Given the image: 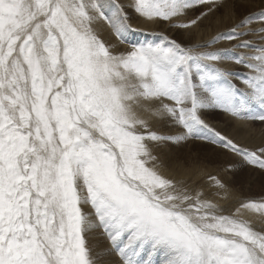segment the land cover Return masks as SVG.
<instances>
[{"label":"snow or ice","instance_id":"1","mask_svg":"<svg viewBox=\"0 0 264 264\" xmlns=\"http://www.w3.org/2000/svg\"><path fill=\"white\" fill-rule=\"evenodd\" d=\"M237 4L248 8L251 0H133L131 7L146 20L190 29ZM196 7L205 10L180 20ZM98 20L131 50L106 44L93 27ZM130 20L118 0H0V264H104L111 252L122 264H153L159 253V264H264V233L239 215L264 217V200L226 214L209 193L166 177L158 155L166 143L196 138L264 169V147L249 150L203 118L218 109L264 123V0L188 46L162 34L132 41L142 30ZM250 34L261 43L245 39ZM221 40L236 43L211 47ZM225 60L249 72L219 67ZM156 119L180 131H155ZM209 180L217 195L227 194L221 180ZM96 228L109 247L94 253L88 236ZM145 250L149 259L141 260Z\"/></svg>","mask_w":264,"mask_h":264},{"label":"bare ground","instance_id":"2","mask_svg":"<svg viewBox=\"0 0 264 264\" xmlns=\"http://www.w3.org/2000/svg\"><path fill=\"white\" fill-rule=\"evenodd\" d=\"M118 2L125 6L126 11L131 16L130 23L134 28L141 29L142 31L130 34L132 41H151L159 40L160 35L174 39L182 45L188 46L197 42H204L210 37L214 36L217 32H221L233 25L236 20L246 14L248 11L255 10L259 6L261 0H251L248 8L236 5V10L230 15L221 9L217 12L210 14L206 19H203L197 26L190 29H183L171 26L170 22L162 20L149 21L139 16L134 12L131 5L133 0H118ZM196 8L187 11L186 15L181 17L182 22H187L195 18L199 14L191 15V12ZM202 12V11H201ZM223 17V18H222ZM259 22L256 21L252 25L258 26ZM93 27L99 36L106 42V44L115 45V52H126L131 50V44L127 42H119L115 33L110 25L104 20L94 22ZM259 34H250L245 39L254 40L255 43H261L255 39ZM236 41L221 40L217 44L212 45L213 48H231ZM236 52H252L253 49H235ZM219 67L231 69L233 72H249L245 66L236 64L233 60H225L218 63ZM236 81H241L238 77H233ZM240 88H244V84H239ZM205 121L214 127L222 135H226L234 139L241 146L248 148L252 151H258L264 147V123L257 124L256 121L241 122L237 118L226 113H217L215 110H207L203 114ZM152 129L161 133H175L180 131L179 128L174 127L170 121L156 119L150 122ZM243 125V127H242ZM262 126V127H256ZM208 145L210 150L203 153L200 149L196 150V145ZM180 145V146H177ZM211 150L215 151L219 156L214 158L205 159L203 155H210ZM212 151V152H213ZM163 166L161 172L169 178L175 180H182L194 187L197 190H203L210 195L208 198L213 199L214 202L221 205L226 209V214L235 213L236 209L240 207L242 202L247 200H264V193L255 194L259 190L258 185L264 179V169L258 166L247 163L239 155L224 149L218 144H212L209 141L189 138L181 143H166L158 149ZM258 167V168H257ZM247 170L244 172V170ZM216 177L221 180L227 189V194L221 190L219 195L216 194L217 190L213 187L212 181L209 177ZM237 183L243 185L252 183L251 189L245 190L243 185L237 187ZM253 190H256L252 193ZM249 191V192H247ZM86 211H91V208L86 206ZM239 215L244 219L250 220L256 231L264 233V217L252 213L250 211L241 209ZM89 245L92 247L93 252L100 249L108 248V240L102 234L99 228L94 229L88 236ZM104 264H122L121 258L116 252L105 254L103 257ZM147 260V258H145Z\"/></svg>","mask_w":264,"mask_h":264},{"label":"rangeland","instance_id":"3","mask_svg":"<svg viewBox=\"0 0 264 264\" xmlns=\"http://www.w3.org/2000/svg\"><path fill=\"white\" fill-rule=\"evenodd\" d=\"M205 9L204 8H202V7H198L197 9H195V10H193L192 12H191V15L193 16V15H195V14H199V13H201V11H204ZM249 38V37H248ZM236 73H239V74H241V75H244V73L243 72H236ZM233 82L239 87V84H241V81H236L235 82V80L233 79ZM215 111H217V113H220V112H223V113H226V114H228V115H230L229 113H227V112H224L223 110H215ZM232 116V115H231ZM257 122V124H259V123H261V122H259V121H256ZM259 122V123H258ZM260 125V124H259ZM256 127H262V126H256ZM177 146H180V145H177ZM195 149L196 150H198V149H200V151H202L203 153H207L209 150H210V148H209V146L208 145H204V144H202V145H196L195 146ZM213 150H211V152H210V155L208 156V155H203V156H201V157H204L205 159H208L209 157L210 158H214V157H218L219 155L215 152V151H213ZM258 168V167H257ZM245 171H247L246 169L244 170V172ZM239 185L240 186H242L243 184L242 183H237V187H239ZM252 186L254 187V189H255V186L256 185H253L252 183H247V184H245V185H243V188L245 189V190H247V189H251L252 190ZM257 188H259L258 190V192L257 193H255V194H260V193H264V179H262V181H261V183L258 185V187ZM254 191H256V190H253L252 191V193L254 192ZM247 192H249V191H247ZM162 256H163V253H159V254H156V255H153L152 256V260H153V264H159V261L162 259ZM145 258H147V260L149 259V257H148V253H147V250H145V252L141 255V257H140V259L141 260H145Z\"/></svg>","mask_w":264,"mask_h":264}]
</instances>
